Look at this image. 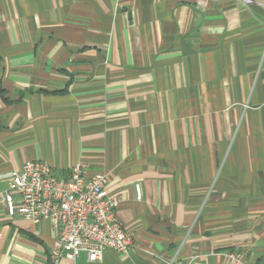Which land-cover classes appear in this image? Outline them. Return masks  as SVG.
<instances>
[{"label": "crops", "instance_id": "0c3cea01", "mask_svg": "<svg viewBox=\"0 0 264 264\" xmlns=\"http://www.w3.org/2000/svg\"><path fill=\"white\" fill-rule=\"evenodd\" d=\"M33 159L106 174L135 236L58 264H264V0H0V264H49L1 200Z\"/></svg>", "mask_w": 264, "mask_h": 264}, {"label": "built area", "instance_id": "2783aa9c", "mask_svg": "<svg viewBox=\"0 0 264 264\" xmlns=\"http://www.w3.org/2000/svg\"><path fill=\"white\" fill-rule=\"evenodd\" d=\"M4 176L8 185L1 200L9 216L51 224L55 239L49 263L75 261L82 253L89 261H99L107 249L127 253L135 245L134 233L117 214L120 199L108 194L106 174L89 175L85 162H77L68 176H61L47 162L33 159ZM136 190L140 199V185ZM229 256L235 264H253L241 252Z\"/></svg>", "mask_w": 264, "mask_h": 264}, {"label": "trees", "instance_id": "16d2710c", "mask_svg": "<svg viewBox=\"0 0 264 264\" xmlns=\"http://www.w3.org/2000/svg\"><path fill=\"white\" fill-rule=\"evenodd\" d=\"M49 264H51V263H49Z\"/></svg>", "mask_w": 264, "mask_h": 264}]
</instances>
